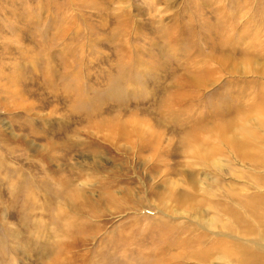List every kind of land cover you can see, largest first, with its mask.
Here are the masks:
<instances>
[{"label":"rangeland","instance_id":"rangeland-1","mask_svg":"<svg viewBox=\"0 0 264 264\" xmlns=\"http://www.w3.org/2000/svg\"><path fill=\"white\" fill-rule=\"evenodd\" d=\"M189 167L231 215L166 196ZM262 219L264 0H0V264H241Z\"/></svg>","mask_w":264,"mask_h":264},{"label":"bare ground","instance_id":"bare-ground-1","mask_svg":"<svg viewBox=\"0 0 264 264\" xmlns=\"http://www.w3.org/2000/svg\"><path fill=\"white\" fill-rule=\"evenodd\" d=\"M197 125L198 124H194L193 126H197ZM230 125H228L227 122H225V123H222L221 126H219V128H218V129H220L223 137L226 138V139L228 138V136L224 135V133H226L227 130L231 129ZM197 128H199V127L192 128L190 130V132H188L187 136H185L183 142L186 145L188 143V145L191 144V145L194 146L193 153H194V156L196 155V157L198 158L199 161H201L202 163H205L206 165H209V167L212 166V168H214L216 170L219 169V167L221 168L220 165H224V164H219V162H218V159L216 157L217 156V153H216L217 149L213 145L214 143H212L208 138L202 137L201 133H200V135H201L200 136L197 133V131H199ZM228 141H230V138L228 139ZM249 142H250V140L247 139V140H243L242 142L235 141L234 144L236 145L238 150H240L243 146H246V144L249 143ZM241 151H243V150H241ZM190 172H191V168L189 170H182L181 172L178 171V173H181V175L182 174H186L187 175V183H189V185H190V186L189 185L188 186L192 187L193 189L191 191L187 190V192L184 193V191L181 190V188L179 187V184L176 181L175 182L173 180L167 181V179H166L167 184L170 187L169 191H167V192L165 191L166 196L168 198H171L172 200H174V202L177 204L178 207H186V208L194 209L195 212L193 214L196 213V215H202L203 213H206V212L218 213V214L219 213H225V214H230L231 215L230 190H229V192H228V190L224 191L225 194H223V196L225 198V201H223L222 199H218V198L215 197L216 194H215V192L212 189V185H209L205 181H203L200 184L199 183L200 181L197 182L198 178L196 179L195 174L193 172H191V173ZM181 175H180V177H181ZM182 176L184 177V175H182ZM70 180L64 181L65 184L63 186H65V185L68 186L70 184ZM198 183H199L200 188L198 186ZM202 184H208L210 186V188L207 185L204 186ZM229 188H231V187L229 186ZM67 193H69V191ZM70 193H72V191ZM71 195L72 194H70L68 196H71ZM198 196H200V198H198ZM66 198H68V197H66ZM66 198H65V200H67ZM68 200H69V198H68ZM201 203L205 204V206L201 207L200 206ZM249 210L251 212V209L246 207V211H249ZM256 211H260V210L257 209ZM256 211H254L253 214ZM258 220L259 219L255 218V221L257 223H258ZM262 220H264V219H262ZM252 230L256 231L257 227H255V226L253 227L252 225L248 226L247 230H246V233H250V232H252ZM202 241H203V238L200 239L199 241L198 240L197 241L195 240V242L193 241L194 244H192L191 242H188L191 249H189L185 253L179 254L178 256L171 254V256H169L167 260L162 259L159 262V264H166L168 261H170L171 263L172 262H177V261H182V262H184V263L186 262L188 264H200V262L213 261L214 258H215V254L216 255L217 254H222L223 257H228L229 256V258H230V255L233 254L231 249H229L226 245L219 246L220 249L217 248L214 245H212L211 247L202 248L200 246ZM171 242L176 243L178 245L185 244L184 238H179V237L176 238L175 240L171 241ZM163 249L169 251V249H171V247H169L168 245H164ZM234 252L236 253V251H234ZM183 256H184V258H186V260H192L193 259L194 261H191V262L190 261H185L184 259H181ZM242 256H243V258H240L241 259L240 260L241 264H264V256H262L261 252H260V254H258L255 251H253V252L250 251V252L247 253V250H246L245 252L243 251Z\"/></svg>","mask_w":264,"mask_h":264}]
</instances>
